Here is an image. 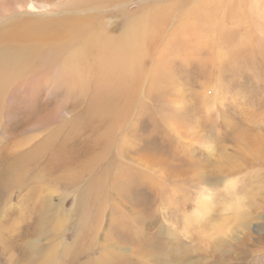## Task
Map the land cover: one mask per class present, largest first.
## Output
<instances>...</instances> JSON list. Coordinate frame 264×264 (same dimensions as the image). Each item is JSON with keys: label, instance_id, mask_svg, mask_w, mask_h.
<instances>
[{"label": "rangeland", "instance_id": "374dc122", "mask_svg": "<svg viewBox=\"0 0 264 264\" xmlns=\"http://www.w3.org/2000/svg\"><path fill=\"white\" fill-rule=\"evenodd\" d=\"M12 1L0 8L31 17L18 7L27 0ZM160 1L62 0L39 9L119 36L139 9ZM7 13L1 23L14 16ZM220 17L222 32L193 49L181 38L167 42L169 20L149 46L151 64L127 70L132 110L123 127L100 129L101 143L81 118L96 87L66 96L55 87L53 110L41 106L50 113L36 120L21 105L31 125L10 121L0 140V264H264V31L245 23L252 30L244 34ZM230 34L253 48L226 54ZM6 100L0 124L16 120L10 107L20 105ZM47 136V146L31 151ZM209 194L214 206L204 218L198 205Z\"/></svg>", "mask_w": 264, "mask_h": 264}, {"label": "bare ground", "instance_id": "6f19581e", "mask_svg": "<svg viewBox=\"0 0 264 264\" xmlns=\"http://www.w3.org/2000/svg\"><path fill=\"white\" fill-rule=\"evenodd\" d=\"M237 1V5L230 6L231 0H165V2L161 0L160 4L159 2L150 4L146 10L139 9L140 13L128 20L119 36L99 34L96 30L97 24L85 17L59 15L53 18L52 14L44 15L42 14L44 10L39 9L55 4L63 6L62 0L21 2L18 7H24V13L31 17H21L15 6L0 8V19L8 17L7 12H14L13 17L3 23L0 22V98L6 96L12 103L19 101L20 104L16 108L10 107L13 112L11 115L16 120L9 118L0 124L3 128L0 133L1 142L10 121L20 123L19 120H23L25 125H31V115L19 112L23 103L29 106V111H35L37 114L44 112L46 115L50 111H41V106L53 110L52 100H55L57 95L55 87L60 88V95L66 96L73 88L92 86L96 87L93 90L96 96H91L89 105L82 112L81 118L86 120V124L82 121L84 123L82 127L87 133H93L90 136L93 141L101 143L100 129L114 131L118 127H123L132 110L133 100L130 95L135 87V80L130 81L129 73L134 70H127L144 69L151 64L148 58L151 54L148 52L149 46L156 45L158 38L166 33L170 19L175 26L168 33L167 42L181 38L186 40L192 49L197 39L201 38L204 42L214 32H222V26L219 24L220 15L222 19L231 18L233 22H238L244 34L252 30V27L247 28L245 23H254L258 32L264 31V0H248L243 19L237 14H242V7L247 0ZM69 11L79 12L78 9ZM194 30L199 34L190 33ZM142 37L150 41L148 46L147 42L139 41ZM238 39L237 35L232 34L223 37L225 45L228 43L232 45L226 54H236L253 48L236 41ZM213 61L218 63L216 58ZM111 84L113 87L104 90V87L112 86ZM30 101L32 102L29 103ZM39 114L35 120L40 118ZM49 141L50 137H45L42 143L37 144L31 151H37L42 145L47 146ZM14 156L17 162L22 158L20 153ZM8 158L9 154L2 157ZM53 158L54 155L48 160L51 162ZM237 204L240 206V202ZM213 206L212 195H204L198 205V209L201 208L198 212L204 214L205 218L213 210Z\"/></svg>", "mask_w": 264, "mask_h": 264}]
</instances>
